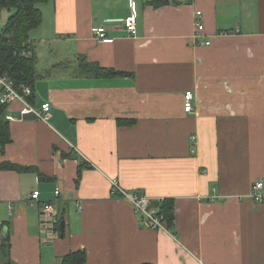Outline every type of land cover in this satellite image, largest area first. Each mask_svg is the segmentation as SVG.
Returning <instances> with one entry per match:
<instances>
[{
  "label": "crops",
  "instance_id": "0c3cea01",
  "mask_svg": "<svg viewBox=\"0 0 264 264\" xmlns=\"http://www.w3.org/2000/svg\"><path fill=\"white\" fill-rule=\"evenodd\" d=\"M38 6L43 20L30 43L43 75L33 104L50 102L51 116L22 117L14 102L0 164L44 178L0 169V264H61L75 250L87 253L85 264H264V203L249 196L264 182V0ZM131 12L135 35L124 26ZM97 26L113 40L99 39ZM47 55L51 63L39 61ZM80 56L123 73L80 74ZM113 179L129 193L174 200L171 228L147 226ZM35 189L58 200L55 230L28 202Z\"/></svg>",
  "mask_w": 264,
  "mask_h": 264
},
{
  "label": "trees",
  "instance_id": "16d2710c",
  "mask_svg": "<svg viewBox=\"0 0 264 264\" xmlns=\"http://www.w3.org/2000/svg\"><path fill=\"white\" fill-rule=\"evenodd\" d=\"M49 0H0V18L4 9L12 10V13L6 24L0 27V74H6L14 81L16 87L20 89L21 85L30 86L33 94L29 97L34 102L35 84L38 78L43 75L37 69V58L30 43V31L38 27L43 20L40 3ZM147 5L154 8H160L177 0H145ZM31 51V55H26ZM79 73L93 75L98 77H109L122 74L113 68H107L99 65L97 62L88 61L85 56L79 58ZM49 72H45L47 75ZM21 90V89H20ZM8 107L0 104V154L5 153L6 145L12 141L11 125L7 118ZM0 169H15L19 171L36 170L31 166H21L12 162H2ZM41 178L43 174L39 172ZM153 205L160 206L168 228H171L175 221L174 200L165 199L162 201H153ZM143 217V216H142ZM5 249L9 250V243L3 244ZM87 262V253L84 250H75L66 254L62 258L61 264H85ZM5 264H13L8 261ZM153 264V263H142Z\"/></svg>",
  "mask_w": 264,
  "mask_h": 264
},
{
  "label": "built area",
  "instance_id": "2783aa9c",
  "mask_svg": "<svg viewBox=\"0 0 264 264\" xmlns=\"http://www.w3.org/2000/svg\"><path fill=\"white\" fill-rule=\"evenodd\" d=\"M191 1V0H185ZM197 32L200 33L204 29V23L202 21V11L197 10ZM124 26L130 35L137 33V16L134 12H131L124 20ZM93 32L97 37L104 41H112L104 26H97L93 28ZM209 44V42H207ZM31 51H27L26 55H31ZM21 89V90H20ZM18 89L13 80H11L6 74H0V104L5 105L8 108L14 102H21L20 115H33L37 119L48 120L51 116V103L45 102L41 108H37L29 99L32 96L33 90L30 86L21 85ZM194 93L192 90H187L184 95V108L186 112H192ZM6 118L9 121L16 120L17 117L11 113H7ZM113 191L115 195L123 197L129 200L135 207L136 211L141 214L146 222V225L158 230H169L162 213L160 206L153 205V199L143 193H129L121 187L117 179L112 180ZM60 188L56 189L55 195L58 198L60 194ZM41 192L38 189L33 190L29 197V204L33 207H38L41 218V225L46 230H55L58 222V205L57 198L55 200H42ZM249 196L257 203H264V182H256ZM201 264H206L201 261Z\"/></svg>",
  "mask_w": 264,
  "mask_h": 264
},
{
  "label": "rangeland",
  "instance_id": "374dc122",
  "mask_svg": "<svg viewBox=\"0 0 264 264\" xmlns=\"http://www.w3.org/2000/svg\"><path fill=\"white\" fill-rule=\"evenodd\" d=\"M14 9H12V10H8V9H4L3 11H2V13H1V18H0V27H3L5 24H6V22H7V20H8V18H9V16L12 14V13H14ZM39 61L40 62H42V63H51V58L49 57V55H47V56H41V57H39ZM66 67V68H65ZM60 68H61V70L64 72V71H67V72H73V70L75 69V67H69L67 64H63V66H61L60 65ZM53 69L52 68H49L47 71L48 72H51ZM46 71V72H47ZM141 215V214H140Z\"/></svg>",
  "mask_w": 264,
  "mask_h": 264
},
{
  "label": "water",
  "instance_id": "95a60500",
  "mask_svg": "<svg viewBox=\"0 0 264 264\" xmlns=\"http://www.w3.org/2000/svg\"><path fill=\"white\" fill-rule=\"evenodd\" d=\"M64 226H65V221H62L61 223V229L64 230Z\"/></svg>",
  "mask_w": 264,
  "mask_h": 264
}]
</instances>
